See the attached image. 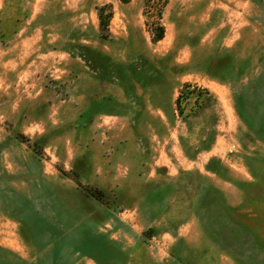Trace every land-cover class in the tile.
I'll list each match as a JSON object with an SVG mask.
<instances>
[{
	"label": "rangeland",
	"instance_id": "374dc122",
	"mask_svg": "<svg viewBox=\"0 0 264 264\" xmlns=\"http://www.w3.org/2000/svg\"><path fill=\"white\" fill-rule=\"evenodd\" d=\"M0 264H264V0H0Z\"/></svg>",
	"mask_w": 264,
	"mask_h": 264
},
{
	"label": "trees",
	"instance_id": "16d2710c",
	"mask_svg": "<svg viewBox=\"0 0 264 264\" xmlns=\"http://www.w3.org/2000/svg\"><path fill=\"white\" fill-rule=\"evenodd\" d=\"M162 36H163V33H162V28H161L160 33L156 36V39H160ZM184 86L187 87V85H184ZM256 86H258V84H256ZM184 88H185V87H184ZM185 90H186V89H183V90L179 91V94H178V96H177V98H176V101H175L176 110H177V112H178L179 114L182 113V109H181V107H180V100H181L182 96L186 93ZM249 91H250V90H248V92H249ZM248 92H247V93H248ZM242 94H244V93H242ZM252 94H253V97H254V98H259V97H258V96L260 95L259 87H257L255 90H253ZM237 99H238V98H236L235 100H237ZM240 99L244 101V96H243V98L241 97ZM240 99H239V100H240ZM241 102H242V101H241ZM241 102H240V101L235 102V103H234V109H235V112H236V114L238 115L239 119L242 121L241 124H246V126L248 127V125H247V116H246V113H247L248 111L252 110V109L256 111V107H257V105L252 103V104L250 105V109L248 110V108H247L248 106L246 107V106L244 105V103L242 104ZM246 105H247V104H246ZM258 125H260L261 127L263 126L262 123H260V124H258Z\"/></svg>",
	"mask_w": 264,
	"mask_h": 264
},
{
	"label": "crops",
	"instance_id": "0c3cea01",
	"mask_svg": "<svg viewBox=\"0 0 264 264\" xmlns=\"http://www.w3.org/2000/svg\"><path fill=\"white\" fill-rule=\"evenodd\" d=\"M212 148H213L212 146H211V147H209L208 151L212 150Z\"/></svg>",
	"mask_w": 264,
	"mask_h": 264
}]
</instances>
